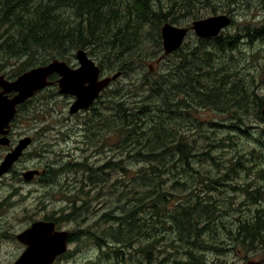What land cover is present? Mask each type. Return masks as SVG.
Listing matches in <instances>:
<instances>
[{"label":"trees","instance_id":"16d2710c","mask_svg":"<svg viewBox=\"0 0 264 264\" xmlns=\"http://www.w3.org/2000/svg\"><path fill=\"white\" fill-rule=\"evenodd\" d=\"M240 1L220 0V5L215 0H0L1 59L21 65L10 77L53 58L69 62L79 48L91 56L97 48L109 63L97 64L107 73L131 72L134 60L142 59L137 50L144 43L152 51L146 59L165 63L161 71L145 69L150 77L143 75L141 88H135L133 95L128 87L123 94L108 96L106 102L112 104H107V112L97 110L95 103L86 112V134L97 136L92 144L103 146L94 127V117L99 116L113 138L107 148L118 155L96 167L86 158H74L57 168L59 173L73 174L72 189L68 185L66 192L70 191L63 195L69 206L65 218L89 217L91 197L86 187L94 186L100 175L105 176L108 190L111 186L112 205L68 236V244L82 239L94 244L99 252L96 262L199 264L200 256L193 253L196 242L206 233L211 237L215 228L210 221L221 209L204 199L211 194L206 192L216 189L213 183L222 185L230 172L243 171L241 176L251 178L248 172L254 165L258 168L253 172L264 178L260 174L264 94L256 80L264 69L248 68L250 55L256 56L264 45V20L232 32L221 30L213 37L194 36L193 43L183 42L169 55L163 54L160 36L164 22L190 27L193 20L221 9L223 14L229 12ZM247 44L249 52L242 49ZM10 62H1L0 68ZM86 149L83 140L81 151ZM250 160L258 162L249 164ZM115 172H121L120 180ZM119 185L122 191L115 192ZM244 190L249 195L262 192L260 186ZM236 220L237 236L264 237L256 234L262 232L264 209ZM70 254L67 250L62 257ZM181 254L189 259L184 261Z\"/></svg>","mask_w":264,"mask_h":264},{"label":"rangeland","instance_id":"374dc122","mask_svg":"<svg viewBox=\"0 0 264 264\" xmlns=\"http://www.w3.org/2000/svg\"><path fill=\"white\" fill-rule=\"evenodd\" d=\"M218 1L220 0H215V2ZM262 1L263 0H241L238 2V4L233 5V8H228L229 12L224 14H227L231 17V22L223 30L228 29L230 32H232L243 27V25L246 23L254 25L261 23L264 20V2L262 5ZM218 3L220 4L221 2ZM223 11L224 10L221 9L217 11V13L223 14ZM211 15L215 14H209L208 16ZM180 17L181 16L178 15V18ZM181 23H183V21H181ZM194 36H196L194 32L189 31L186 38L184 39V43H193L195 41ZM250 48L251 45L248 44L242 47V49L247 52H249ZM94 50L95 53L93 56H91L88 53V50H86L88 56L91 57L96 64L98 61H102V63L107 67L109 63L105 61L104 56L98 53L97 48ZM137 51H141L140 57L142 59L134 60L135 63L132 65L133 70L127 74H120V76L112 81L108 88H106L101 93L99 100L95 102V107L100 112H107V104L111 105L112 103L110 101L108 103L106 100L108 96L113 95L112 93L118 91V95L123 94V90L130 87L128 91L133 95L135 88H141L139 84L141 80H143V75L145 74L148 78L150 77V75L145 73V69L149 68L151 69L150 71L154 72L159 71V69L161 71L165 67V63H157L156 58L146 59V57L149 56V53L152 52L151 45L149 43L142 44L140 50ZM73 52H75V50ZM3 53V51H0V63L12 61L10 62L11 65L4 66V68L1 70L3 73L9 75L10 73L15 72L14 69L21 68V65H19L17 60H8L5 58L1 59ZM151 55L152 54H150V57H152ZM249 60L248 68L256 67L258 69H264V45L259 49V52L256 56L250 55ZM13 62L16 65H12ZM68 64L71 67L78 66L75 56L69 60ZM112 73V71L110 73L102 72V74L106 75H111ZM256 80L258 91L264 94V72H261L259 76H256ZM57 92L58 91L55 87L54 89L40 90L37 94L32 96L31 99H29L28 109L24 113V119L27 126L30 128L28 131L31 133L34 132L33 129L39 131L38 137H41L42 148L44 146L46 147L45 149H42L43 158L41 163H50L51 165L48 166L49 168H54L55 174L52 176V182H49L48 184L44 182L41 187L36 186L38 189L37 191H34L32 188L31 193H27L25 199H21V195H17L13 198H10L5 207H0V222H3V225L6 227L11 225V230H18L23 227V225L18 224L21 223L18 222L19 219L22 221L24 218L27 219V222H30L31 218H40L42 215H45L50 211H54V215L58 217L57 224L59 228L67 230L69 233L74 232L81 227H85V224H91L94 222L95 218L98 216L100 217L101 213L106 210V207L112 205L113 201H115L113 193L110 192L111 186L110 190H108V184L105 181V176L100 175L97 178V182L94 183V186L86 187V189H88L89 196L91 197L89 209L90 212L87 215L89 217L82 215L76 217L75 220V216L69 215L68 218H65V216L69 214V206L67 202L63 200V195L72 189L73 184H71V179L73 174L69 172L59 173L57 168L72 162V159L74 158H78L80 160L81 158H86L88 165L92 164L94 167H96L103 163L106 159H112V155L115 153L112 152L111 147L107 148V144L112 143L113 138L108 137V133L111 131L108 132L102 128L103 123H101L99 116L94 117V127H96L100 133L98 138L103 141L102 148L92 144L97 136H88L85 131L83 121L86 119L88 114L86 112L89 111L90 108L87 110H80L74 114H69L68 111L70 104L73 101V96L69 94H59ZM207 115L212 118L215 117L211 114ZM83 140L87 144V149L81 151ZM115 155L118 154L116 153ZM35 162V160L31 159L27 161L26 164L32 165ZM257 162L258 160H250L249 164ZM254 166H252V169H250L248 172L249 175H252L251 178H248L247 174L241 176L240 173L243 171H239V173L230 172L226 178H231V180H225V178L222 185H216L213 183L216 189L212 190L211 192H206L211 194L207 195L204 199L211 201L212 203L216 202V206L220 205L221 209L217 212V216H212L213 222L212 220L210 221L213 225L212 228H215V231H211V237H206V233L204 234L203 238H200L196 242L197 249H195V252L193 253L195 257L200 256L199 264H202L204 261L209 262V260H211L209 264H223L225 260L231 262L234 260L236 264H239L240 259L237 257L239 255L236 256L238 251L234 250L230 253V248H224H228L230 247L229 245H231L236 249H243L242 245H239V243L241 244L244 237L239 234L237 236L236 219H239L243 215L249 214L255 209H264V178L256 175V172H253V168H258ZM263 173L264 172H261L260 174ZM52 177H50V179ZM114 177H117L120 180L122 177L121 172H115ZM68 185L70 190L66 192ZM231 185L234 188H231ZM257 186H260L262 192L253 195L245 193L244 187L247 189H253ZM117 191H122V187L120 185L118 189L115 190V192ZM177 195L178 194H175L174 196ZM94 198H100V200H94ZM253 199H255V203L251 202ZM196 202L197 199H192V203ZM257 233L261 235L264 234V225L262 232L257 230L256 234ZM247 234L251 233L247 232ZM1 236L2 234H0V237ZM213 236L215 237L213 238ZM201 240L204 242H201ZM184 241L186 242V240ZM16 249L17 247L14 242L1 240L0 264H8L16 255ZM67 250H70L71 254L59 258L53 264H88L89 262H91L90 264H112L111 259L96 262V257L99 253L98 249L94 244L91 242L89 243L84 239L75 243H69ZM180 256H182L184 261L189 259L185 254H181ZM126 263L130 264L129 260H126Z\"/></svg>","mask_w":264,"mask_h":264},{"label":"water","instance_id":"95a60500","mask_svg":"<svg viewBox=\"0 0 264 264\" xmlns=\"http://www.w3.org/2000/svg\"><path fill=\"white\" fill-rule=\"evenodd\" d=\"M230 21L231 18L226 14H215L193 20L190 28L164 22L160 27L163 54L169 55L177 50L184 42L189 30L200 38L213 37L226 28ZM74 56L78 63L77 67H71L66 61L53 58L44 65L34 66L24 71L12 82L3 80L5 75L0 70V87L16 92L10 100L0 95V126L8 123L13 116L16 104L31 98L54 83L57 84L59 94L73 96L69 114L86 110L121 74L119 71L111 75L102 74L100 67L83 48L75 50ZM53 74L57 75V78L50 80ZM261 115L264 119V106L261 108ZM28 140V138L23 140L17 149L5 158L1 170L9 167ZM68 236L67 230H54V222L43 220L33 222L28 229L18 235V239L26 243L28 247L13 264H52L58 256L67 251Z\"/></svg>","mask_w":264,"mask_h":264},{"label":"flooded vegetation","instance_id":"af4514ba","mask_svg":"<svg viewBox=\"0 0 264 264\" xmlns=\"http://www.w3.org/2000/svg\"><path fill=\"white\" fill-rule=\"evenodd\" d=\"M3 74L5 75V79L3 80L7 82H12L16 78L10 77L5 73ZM56 78L57 75L53 74L49 79L55 80ZM54 87L56 90H58L56 83L47 86L42 90H48L52 88L54 89ZM15 94L16 92L14 90H6L3 87H0V95L4 96L7 100L12 99ZM99 97H101V94L98 96V98ZM28 104L29 99L16 104L13 116L10 118L8 123L0 126V207H5L8 200L17 195H21V199H25L27 193H31L32 188L34 191H37L38 189L36 186L41 187L44 182L48 184L53 180V177L50 175H53L52 170L54 169L53 167L49 168L48 166L51 164L48 162L45 164L41 163L43 158L42 149H45L46 147L44 146L42 148L41 137H38L39 131L36 129H33L34 132L32 133L28 131L30 128L27 126L24 119V113L28 109ZM27 138L29 140L22 148L17 158L9 165L6 170H1V165L3 164L5 158L9 154L13 153L19 144ZM31 159L35 160L36 162L32 165H27L26 162ZM28 172L31 173L29 174ZM50 177L52 178L50 179ZM38 220L54 222V230H64L59 228L57 224L58 217L54 215V211H50L49 213L42 215L40 218H31L30 222H27V219L24 218L22 221L19 219L18 222L21 223L18 224L23 225V227L18 230H11V225L6 227L3 225V222H0V234H2L0 241L6 240L7 242H14L17 247L16 255L8 264H13L16 260H18V258L26 251L28 247L26 243L18 239V235L28 229L33 222ZM239 245H242L243 249H236L231 245H229L230 247L224 249L230 248V253L234 250L238 251L236 256L239 255L237 256L240 259L239 264H264V237H245L243 238L241 244L239 243ZM64 254L58 256L54 262H56L59 258H62ZM210 261L211 260H209V262ZM209 262L204 261L202 264H209ZM223 264L236 263L234 260H232V262L225 260Z\"/></svg>","mask_w":264,"mask_h":264},{"label":"bare ground","instance_id":"6f19581e","mask_svg":"<svg viewBox=\"0 0 264 264\" xmlns=\"http://www.w3.org/2000/svg\"><path fill=\"white\" fill-rule=\"evenodd\" d=\"M140 148V147H139Z\"/></svg>","mask_w":264,"mask_h":264}]
</instances>
